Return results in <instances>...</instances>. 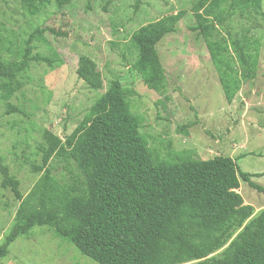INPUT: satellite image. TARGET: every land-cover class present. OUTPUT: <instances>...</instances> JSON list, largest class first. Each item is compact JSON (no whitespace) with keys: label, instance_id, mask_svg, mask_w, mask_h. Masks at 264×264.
I'll list each match as a JSON object with an SVG mask.
<instances>
[{"label":"trees","instance_id":"16d2710c","mask_svg":"<svg viewBox=\"0 0 264 264\" xmlns=\"http://www.w3.org/2000/svg\"><path fill=\"white\" fill-rule=\"evenodd\" d=\"M19 1L32 15L51 0ZM53 1L62 7L73 0ZM141 3L134 0V9ZM191 11L195 25L190 29L203 38L225 100L231 103L241 85L255 77L258 65V41L234 21L264 16L262 0H195ZM185 13L181 9L131 34L137 51L131 67L151 90L166 91L156 46L175 31ZM46 30L36 28L27 35L20 60L7 63L0 57V78H15L32 60L52 66L51 59L32 54L30 44ZM75 72L90 89L103 88L101 73L88 56L78 57ZM130 92L115 78L64 140L44 129L41 163L34 167L44 173L26 196L0 158V187L10 188L20 201L0 244V262L18 237L47 226L98 264H264V207L254 211L238 191L243 180L264 194L251 180L264 172L241 171L234 158L223 155L156 159L140 131L141 117L130 109ZM52 157L61 158L64 168H76L77 175L58 179L48 166Z\"/></svg>","mask_w":264,"mask_h":264},{"label":"rangeland","instance_id":"374dc122","mask_svg":"<svg viewBox=\"0 0 264 264\" xmlns=\"http://www.w3.org/2000/svg\"><path fill=\"white\" fill-rule=\"evenodd\" d=\"M194 1L142 0L135 10L134 0H73L62 7L51 0L31 15L19 0H0L2 60H20L24 41L36 28L47 30L42 39L30 43L32 54L52 60V66L32 60L15 78H0V158L19 180L22 197L44 173L43 168L34 169L41 163L43 130L64 140L115 78L131 91L130 109L141 117L140 131L156 159L174 162L223 155L234 158L241 171L264 172V16L234 21L236 28L248 29L250 39L258 41V65L255 77L227 103L205 42L190 29L195 25ZM181 9L186 13L175 31L156 46L167 82L166 91L159 93L147 88L131 67L137 57L131 34ZM80 55L95 61L102 89L92 90L77 77ZM235 67L242 70L236 60ZM64 164L52 157L48 166L58 179L70 180L77 170ZM251 180L264 188V175ZM238 191L254 211L264 207V194L247 182L240 180ZM19 203L10 188L0 187V244ZM8 249L0 264H98L47 226H35Z\"/></svg>","mask_w":264,"mask_h":264}]
</instances>
